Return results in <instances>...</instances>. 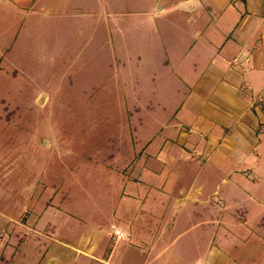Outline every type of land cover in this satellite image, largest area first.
I'll return each mask as SVG.
<instances>
[{
    "label": "rangeland",
    "instance_id": "rangeland-1",
    "mask_svg": "<svg viewBox=\"0 0 264 264\" xmlns=\"http://www.w3.org/2000/svg\"><path fill=\"white\" fill-rule=\"evenodd\" d=\"M180 2L0 0V264L125 220L149 246L160 231L150 264H264V132L220 169L201 152L230 68L205 41L222 55L238 35L212 0L208 17Z\"/></svg>",
    "mask_w": 264,
    "mask_h": 264
},
{
    "label": "crops",
    "instance_id": "crops-1",
    "mask_svg": "<svg viewBox=\"0 0 264 264\" xmlns=\"http://www.w3.org/2000/svg\"><path fill=\"white\" fill-rule=\"evenodd\" d=\"M201 2L202 0H181L178 5L182 4L184 9L192 7L195 13L199 10V14L203 13L204 17H208L206 16L208 11L215 12L208 3ZM212 2L220 11L221 15L217 19L221 18L223 33L232 34L233 31L229 28L234 27L238 35L235 38L238 42H231L232 45L228 47L230 39L228 38L223 44L227 46V50L224 48L222 55L220 52L223 47L214 52L208 39L204 45V50L207 48L208 51H212L211 62L218 61L217 57H221L230 63V68L221 71V76L214 81V86H210L206 102L214 108L213 112L220 116L216 121L224 128V133L218 137L215 146L213 145L216 141L213 142L210 138L201 140L204 146L202 143L197 144L203 146L201 152H204L205 156L202 159L209 165L211 163L213 169H220L231 153L240 150L242 145L246 144V135L243 133L264 132V101L256 98L255 89L247 83L248 76L260 73L257 77L261 76L263 86L259 90L262 93L259 92L257 95H264V0H212ZM202 33L204 34L203 31ZM231 48L232 51L228 53ZM189 49H194V44ZM169 61L165 60V63ZM212 89L215 91H211ZM216 109L219 112H216ZM181 110L182 105L178 111ZM203 111L204 109L200 112ZM243 155L245 156L244 153ZM235 168L240 171L244 169L238 164L231 171ZM145 220L144 222H149V219ZM139 222L140 220L119 222L107 238H102L98 232H88L81 242L52 241L38 264H150L154 245L161 233L159 231V234H155V240L149 246L143 236L144 230L140 228L137 231L136 224ZM117 231L122 232V235H117ZM138 240L142 241L141 244H137Z\"/></svg>",
    "mask_w": 264,
    "mask_h": 264
},
{
    "label": "trees",
    "instance_id": "trees-1",
    "mask_svg": "<svg viewBox=\"0 0 264 264\" xmlns=\"http://www.w3.org/2000/svg\"><path fill=\"white\" fill-rule=\"evenodd\" d=\"M2 234V229L0 228V235Z\"/></svg>",
    "mask_w": 264,
    "mask_h": 264
}]
</instances>
